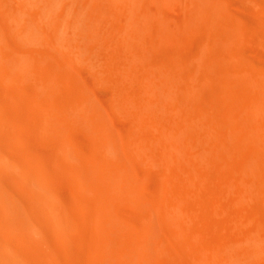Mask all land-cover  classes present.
Here are the masks:
<instances>
[{"label":"bare ground","instance_id":"6f19581e","mask_svg":"<svg viewBox=\"0 0 264 264\" xmlns=\"http://www.w3.org/2000/svg\"><path fill=\"white\" fill-rule=\"evenodd\" d=\"M17 1L0 0V81L3 90L7 83L32 89L43 109L37 129L58 144L56 154L80 192L90 195L85 205L97 234L92 255L97 264H264V70L250 65L244 51L234 50L247 30L240 19L230 18L225 2ZM146 38L157 41L131 44L132 39ZM181 44L188 49L185 57L184 52L182 57L176 50L162 51ZM40 45L44 52L29 49ZM57 54L63 63L60 57L55 60ZM78 65L103 76L113 89L110 110L126 122L120 144L121 136L115 139L118 130L112 132L102 105L101 110L96 107L77 75L67 69L65 73V67L74 70ZM5 114L0 103V117ZM75 129L86 135V147L75 141ZM133 157L142 158L138 160L143 166L149 164L148 170L161 168L157 164L169 169L165 173V167L159 187L154 184L160 197L145 200L137 195L141 192H136L133 180L138 172L129 167ZM7 159L0 155V163L7 165ZM3 168L0 180L7 177ZM18 176L28 182L34 177L29 172ZM4 189L0 184V230L28 243H42L44 226L35 207L41 206L5 196ZM124 204L133 218L122 216L119 208ZM68 216L64 220L70 239L78 236L79 225ZM20 250L7 248L0 236V264H32Z\"/></svg>","mask_w":264,"mask_h":264},{"label":"rangeland","instance_id":"374dc122","mask_svg":"<svg viewBox=\"0 0 264 264\" xmlns=\"http://www.w3.org/2000/svg\"><path fill=\"white\" fill-rule=\"evenodd\" d=\"M15 1L18 4V1L17 0H14V4H16ZM250 1H252V2L249 3ZM223 3H224L223 4L224 6L226 4L225 7H226L227 11L229 10V13L231 15L230 18L232 20H235V18H237L236 20L240 19L243 22V25H245V27H246L247 32H245V33L248 34V35H246L245 33L243 35L241 34L243 37L241 36L242 37L240 39L241 42L238 43L240 46H238V47L235 46L234 50L237 51V52L240 51L239 53H241V52L244 51L242 54H244L243 56H246L247 55L246 56V59L248 57V63L250 65L256 66L260 70H264V60H263L264 59V52H263L264 51V37H263L264 36V16H263L264 15L263 14V10H264V0H226V1L223 0ZM231 6L234 7L236 10L234 8L232 9ZM36 17H38V16H36ZM253 17L256 18V19H253ZM37 20H39V18ZM251 20H253V21H251ZM42 23L43 22L40 21V24L41 25H42ZM253 23H254V26H252ZM44 25H42V26H44ZM255 26H257L258 28H256ZM258 32H260V33H258ZM254 33L256 34V36H255ZM262 34H263V36H262ZM9 35L11 36L10 31H9V29L7 27V39H8V41L11 38ZM11 40L9 41L10 43H11ZM132 40H133L132 42L130 41L131 44H135L136 42L137 43L138 42L141 43L142 41H143L142 43H150V42L153 41V39L150 40L148 38L142 39L140 41H137L136 39H132ZM8 41H7V43H8ZM156 41H157V39L154 38V41L153 42H156ZM130 42L128 41V43H130ZM189 42L191 44H194V45L196 44V40H192V41L189 40ZM251 42H252V44H250ZM257 43H260V45L257 44ZM42 45H40L38 47L32 46V47H29V49H31V48H32V50H35V49L38 50L39 49L40 50L39 52H44V51H41V49L44 50V48H45ZM246 45H247V47H245ZM248 45H250V46H248ZM41 46H42V48H41ZM241 46L244 47V48H242ZM232 47H234V46H232ZM256 47H258L261 50H258L257 51V48ZM166 48H167V50H165ZM237 48H239V49H237ZM170 50H171V52H170ZM172 50L173 51L174 50L179 51V53L175 51V53L178 54V55L179 54L182 55L183 52H184V57H185V51H187L188 49L187 50L186 49L184 50L182 48V44L181 45H178L174 49L173 48L171 49V47H168V46H166V47L164 46V48L162 49V51H165V52L166 51L167 52L169 51L168 54H172L173 53ZM245 50H246V52H245ZM251 50H253L254 53H252ZM254 54H255V57H254ZM56 56H57L56 59H55L56 61L59 59V57H60V59H59L58 62L65 61V60H61V59H64V58L61 57V55H58L57 54ZM122 56H124V53L122 54ZM259 56H261V57H259ZM182 57H183V55H182ZM249 59H251V60H249ZM252 62L254 63V65H253ZM62 63H60V64H62ZM74 64H76V63H74ZM257 64H260L262 67L260 65L257 66ZM76 65H74V66H76ZM72 66H73V63H72V65L70 67H72ZM70 67H68V68L65 67L64 68L65 73L68 70L69 71L68 72L69 75H70V73H71L72 76L73 75H75V76L77 75L76 79H78V81H79V82L78 81L77 82L79 84L82 81L84 82V85H83L84 87L82 86L83 82L81 84V87L82 88H85L84 89L85 91L86 90L88 91V95H91L90 97L92 99V102H93V99H94V101L96 103L95 104L96 107L99 108L102 105V109H103L102 111L104 113L103 115H104V117H106L105 119L108 121V123L112 124V125L109 124V127H111V129H113L112 132H115L116 130H118V131H116L117 133L116 132L114 133V135L116 136V137L114 136L115 139L116 140H119V138L121 136V138L119 140L120 142L117 141L120 144L121 143L122 136H123L122 134H123V132L125 133V131H126V122H125V120L122 121L124 119V118H122L123 116H121V118L119 117L120 119H118V116L117 115L119 113L117 111L116 112L118 114L115 115L114 113H116V112H114L113 110L112 111L110 110V107H112V106H110L111 104H109V103H112V101H111L112 98L111 97L113 96V94H112L113 93V89L111 88L112 89L111 90L109 88L111 86H109L107 84V82L104 81L103 76L101 78V76L98 73H95V72L93 73V71L91 69H86L87 67L84 68V66L82 67L81 65L78 68L75 67V69L73 67L74 70H72V68H70ZM76 68H77V72L75 71ZM78 69H80V70L78 71ZM88 70L89 71L91 70V73ZM72 71L74 73H72ZM89 73H90V75H89ZM97 74L99 75L100 78L98 77ZM69 75H67V76L69 77ZM72 78H70V79L72 80ZM93 78H94L95 81L93 80ZM102 79H103V81H101ZM90 81H91V83H90ZM77 82H76V86H77ZM1 83H3V82L0 81V86H1L0 87V94L1 93L4 94V92H5V94L6 93L8 94V92H9V94H8V98H7V96H5V94L4 95L1 94L2 100L0 99V103L2 104V109L6 113L3 117H0V146H1L0 147V151L2 152V153L0 152V155L3 156V157H5L6 159L8 158L7 159V165L8 166L0 163V166L1 167H5L3 169L4 170H7V177L2 178L0 180V184H2V188H6V190L4 189L5 191H8L5 194V196L11 195V196H14L16 199H19V201L28 203V205H31L32 204V206H35L36 204H38V205L41 206V207H37V206H35V207H36V213L38 214V218L41 220V222H42V224L44 226V228L42 229V237H43V239H45V240H43L42 243H38V242H35V241L28 243V242L24 241L20 236H18L17 234L12 233L11 231L4 232L3 230H0V236L2 237L4 244L7 245V248H10V249H12L14 251L15 250L24 249L23 251L20 250V253L25 257V260L26 261H28L29 263H32L33 262L32 264H92L94 261L96 262V260L94 259V257H92V255L94 254L93 250L95 249L94 246H95V243H96V242L94 243L93 238L96 237L97 234H96V231L93 228V225H92L93 224L92 223L93 221L91 220V217L88 215L89 214V211L87 212V207L85 205L86 202L89 201L90 195H85V193L80 192L81 189L79 188L78 183L76 182V180L74 179V177L72 176V174L70 173V171L67 170V168H66L65 164L63 163V161H62L61 157L59 156V154H56L57 151L55 149H57L56 148V145H58V144L56 142H54V141H52L53 143L51 144L50 140L47 137H45V135L42 132L40 133V131L37 129V126L36 125H37V122L39 121L37 119V117H39V115L42 112L41 110H43V109H42L41 105H39V103L36 104L37 100L34 99L35 97H34V92L32 91V89H30L29 87H24L23 88L22 86H20V87L17 86L16 87V85H10V84L7 83L8 85L7 84L5 85L6 86L5 87L6 89H4L5 90L4 91L3 90V87H4L3 84H5V83H3V84H1ZM92 84H93V87H92ZM101 84H104V85L101 86ZM105 85H107V86H105ZM78 86H80V85H78ZM90 87H91V89H90ZM97 87L98 88L100 87V90H98ZM105 87H107V88H105ZM26 88H27V90H26ZM88 89H90V91ZM1 90H3V91L1 92ZM111 91H112V93H111ZM103 92H105V93H103ZM10 95H12V96H10ZM13 96H14V98H13ZM29 96H30V98H29ZM15 97H16V99H15ZM5 99H7L8 101H6ZM11 99L13 100L12 103L10 102ZM14 99L17 100V101H15ZM3 101H6L8 103H6V102L4 103ZM31 101H33V102L31 103ZM37 107H39V108H37ZM39 109H41V110L39 111ZM99 109L101 110V108H99ZM36 112H37V114H35ZM112 112H114V113H112ZM11 114H12V116H11ZM17 114H19V115L16 117ZM33 115H34V118L35 119L32 117ZM112 115H113V119H112ZM21 116L23 118H21ZM27 118H29V119H27ZM33 119H34V121H33ZM113 120H114V122H112ZM33 122H35V123H33ZM15 124H17V125H15ZM21 124H22V126H19ZM29 127H30V129H29ZM18 129H20V130H18ZM75 130H78V129H75ZM75 130L73 132L74 133L73 134V137H74L75 141L77 143L79 142L78 144H81V145H83V146L86 147L87 140H88V139H86V135L85 134H82V131L80 133V131L78 130V132H79L78 133ZM22 133L25 135V137L23 136ZM81 134L82 135H85L84 136L85 138ZM32 135H35V136H32ZM16 136L17 137L19 136V139ZM20 136H22L23 138L20 137ZM31 136H32V138H31ZM42 150H43V152L45 151L46 153L45 152L44 153L41 152ZM54 150H55V154H54ZM37 151H38V154H37ZM3 152H5V153H3ZM7 152L9 154H7ZM48 152H50V153H48ZM16 153H18V155ZM14 155H16L17 158L14 157ZM23 155H26V156H23ZM54 155H56V156H54ZM12 156L14 157V159L12 158ZM23 157L24 158L26 157L27 159H23ZM36 157H37V159H36ZM135 158H137V159H135ZM135 158L133 157V159L131 158L129 160V165H130L129 167L131 169L134 168L131 171H135L136 170L138 172V174H139L138 175L137 172L135 171L138 176L137 175L135 176V177H137L136 180L134 178H132V180L134 179L133 182L134 181L137 182V183L134 182V184L136 183L135 184V187H138L137 189L135 188L136 189V192L137 191L138 192H141V193H137V195H140V196L143 195V197L146 196V197H144L145 200H147V199L148 200H151L150 198H152V200H153V199H155L157 197H160L161 194H160L159 188H155L154 184L157 185V187H159L160 183L163 181V178L161 176H164L165 175L163 172L166 171L165 173H168L169 172V169H167V167L165 165H163V167H162V165H159L158 166V164H157V167H160L161 166L162 169L161 168H158L157 170L156 169L155 170H152V169L149 168V170H148V167H149L148 165L149 164H146V162L143 160L145 162V163L143 162L145 164L144 165L145 168H144L143 164H140V163H142L141 162L142 161V158H139V157H135ZM22 159H23V161H22ZM138 159H140L141 161L138 160ZM134 160H136V161H134ZM137 160L139 161V163H138ZM20 161H22V162H20ZM34 161L35 162L37 161L38 163L37 162L35 163ZM9 162H10V164H8ZM11 162H13V164H15V165L11 164ZM49 162H50V164H49ZM54 165H57V166L54 167ZM139 165H140V167H139ZM150 167H155V165H153V166L151 165ZM165 167H166V169L168 171L165 170ZM16 168H17V170H16ZM150 170H152V171H150ZM40 171L43 173L42 178H39L38 177V172H40ZM45 171H47V172H45ZM8 172H10V173H8ZM23 172L24 173L25 172H29V173H32L34 175V177H33L34 178V181H33V178L31 180H29V182L31 181V184L28 182V180H23L20 176H18L19 173H23ZM135 172H132V174L134 175ZM148 172H151V173L147 174ZM154 172H156V173H154ZM140 177H141V179H140ZM37 178L40 179V181ZM20 179H22V180L20 181ZM142 179H143V181H141ZM32 181L34 182V184H32L33 183ZM27 182L29 183V186H28V183ZM35 182H36V186H35ZM38 182L42 184V188L38 187V185H37ZM142 182H144V183H142ZM148 182H149V184H152L154 186V188H152L151 185L149 187V185L147 184ZM19 184H21V185H19ZM57 184H58V186H56ZM32 185H34L33 187H36V190H35V188L32 187L33 194L31 192H29L30 191L29 187L32 186ZM139 186H140V189L142 187L141 190H139ZM143 187H145V189ZM37 188H40L39 191H38ZM43 189L48 192L47 195H46V192L42 191ZM146 189H148V190H146ZM151 190L154 191V192H151ZM69 191H70V193H69ZM55 192L58 193L59 195L58 194H54ZM8 193H11V194H8ZM61 193H62L63 196H60ZM148 193L151 194V195H149ZM39 194H41V195H39ZM71 194H73V195H71ZM76 194H78V195H76ZM37 197H39V198H37ZM75 198H76L77 201L75 200ZM26 199L27 200L29 199V200L26 201ZM30 199H33L35 202L33 200L31 201ZM72 199H73V201H72ZM206 199L207 200H210L209 196H207ZM42 203H43V205H42ZM81 205H83L84 207H82ZM124 205H122L121 208H119L120 211H121V213H122V216H125L127 219H131V217L133 218L134 214L132 215V213H131L132 211L130 210V207H129V209H126V207H128V205H125V206ZM46 206H48V207H46ZM64 216H68V218L75 219V222H77V224L79 225V227L77 226V230L78 231L76 232V234H78V236H75L74 238L68 239L67 235L69 233H67V232H69V228L66 225L67 224V222H66L67 220L66 221L64 220L65 219ZM83 216H84V218H83ZM79 217L82 218V219H80ZM90 221H91V223H90ZM85 222H86L87 225L89 223L90 224L87 226L85 224ZM83 224H84V226H83ZM67 228H68V230H66ZM64 238L65 239L67 238V239L65 240ZM34 243H38L37 246ZM31 245H33V246H31ZM41 246H43V247H41ZM34 247H36V249H34ZM45 249H47V250H45ZM42 251H43V253H39L38 254V252H42ZM33 252H36V253H33ZM42 254H44V255H42ZM91 261H92V263H91ZM96 264H97V262H96Z\"/></svg>","mask_w":264,"mask_h":264}]
</instances>
